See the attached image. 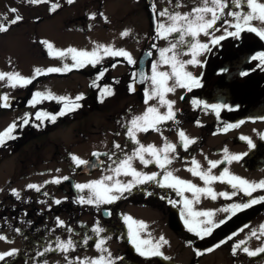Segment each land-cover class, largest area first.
<instances>
[{
	"label": "rangeland",
	"instance_id": "rangeland-1",
	"mask_svg": "<svg viewBox=\"0 0 264 264\" xmlns=\"http://www.w3.org/2000/svg\"><path fill=\"white\" fill-rule=\"evenodd\" d=\"M151 1L152 4L155 3L157 12L168 7L170 10L186 13L190 12L194 6H199V0H180L183 6L178 9L174 7L176 0H172L171 4L168 3V0ZM259 2L264 3V0H259ZM53 4H59V7L55 11H50ZM12 8L17 9V12H11L10 9ZM147 8L146 0H74L71 4L67 3V0H47L46 3L38 4H30L27 0H0V17H7L6 21L0 20V22L7 24L15 15H20L23 18L22 21L12 25L7 32L0 33V71H15L26 78H31L35 68L46 70L49 67H62L63 63H73L72 61L62 60L60 57L59 66L56 65L55 55L62 49L73 47L77 50L89 52L98 49L100 63L96 67L91 64L86 65L87 93L89 92L88 83L98 80L100 71H105L110 62L116 65L108 72V76L97 82V86L102 88L99 93L100 99L97 98L99 104L93 105L88 115H86V127H83L84 133H86V136L83 137L84 140L76 134V130H72V127L76 125H71L68 128H56L53 125L50 127L48 134L37 138L29 137L24 147H19L11 152L0 149V206L5 202H3V199L6 195L5 188L9 187L6 185L8 178L11 182L10 187L18 191H25L26 196H29L31 190L26 187L28 183L46 187V190L51 193V190L56 189V187L52 183L45 182L51 181L50 179L56 176L70 175L75 177L76 183H88L100 179L103 175H114L108 171V166L112 161L109 160L107 155H101L102 165L97 170L88 174L76 175L73 170L74 167H77L73 161L74 167L71 168L66 166L69 161L66 158L63 163L60 162V159L66 153L65 150L71 151L79 159L86 160L94 152L100 154L115 152L117 157H122L123 152L114 149L113 145L115 143H119L124 148V152L130 153L132 148L135 147L125 134V125L134 116L142 115L145 112L148 105L144 103V100L150 81L143 83L142 95L137 92H129L130 83L128 81L131 73L133 75L134 65L128 64L124 57L106 55L99 46H111L114 49L122 48L128 51L132 58L137 61L141 51L147 46L146 43L151 32ZM229 9L239 10L231 4ZM229 9H225V13ZM93 13H96V16L94 19H90L89 17ZM100 13H103V17L99 15ZM210 16L211 14H208L207 18H210ZM104 17H106V20ZM225 18L231 19L227 16ZM160 19L163 20L164 18ZM222 23V21L219 22L216 27H220ZM253 24L262 27L258 21H253ZM126 29L130 30V35L122 37L121 33ZM229 31H232V28ZM214 34L216 36L223 35V28ZM176 35L178 36V34ZM174 38L170 37L169 39L173 40ZM198 39L204 43L209 40L204 35H200ZM253 39L252 32L243 31L237 40L231 36H226L223 41H220L219 45H210L212 48L210 52H205L197 57L202 61L200 65L186 66L187 71L199 77L200 86L193 87L191 91L185 88H177L174 93L166 94V99L175 101L174 112L177 122L169 121L161 124L159 126L160 131L150 129L148 132L137 134V139L145 146L151 144L157 148H162L165 142L176 144L175 155L178 158L168 166L169 170L175 176L191 181L198 187H205L206 185L198 176H193L187 170L193 165L186 162H190L194 157L199 162L201 169L207 170L209 165L205 157L213 161L222 160L225 156V148L228 149L229 155L242 153H247V155L243 156L238 162L231 161L220 165L212 170V174L219 175L221 169L227 167L230 174L238 175L250 182L264 180V158L259 162L255 161L256 158L254 159L259 150V144L263 140L261 136L264 135V121L254 119L264 116V73L261 72V75L253 80V83L261 82V86L258 88H253V85L244 86V94L247 95L244 100L239 99L234 103L231 98L222 101L221 98L213 100L211 96L214 90L213 85L221 75L224 64L226 62L229 64L232 58L234 61L226 68L227 75L236 85L243 81L244 78L240 75L242 68L238 65L240 57L244 55L246 43H250ZM41 41H48L53 45L51 55H49L47 46L42 44ZM155 45L157 47L153 49L149 61L146 62L145 75L147 76L151 75V64L159 60L158 49L168 47L169 40L155 38ZM220 49L222 52H217ZM230 52L234 54L229 56ZM221 57L222 60L219 62ZM190 58L189 55L182 56L183 60ZM222 63L223 67L220 69ZM160 70L171 71L169 66H164ZM66 73L64 72L61 79L53 76V73L40 75L29 84L31 85L30 88H28V85L12 88L5 82H0V93L8 94L9 97L33 96L36 91H50L53 94L58 90L59 84L64 87L71 85L70 87L73 86L74 90L81 89L84 83L82 74L75 73L67 76ZM221 81L223 83L219 80L218 84H220L222 90L227 83H224L225 79ZM121 84L124 85L123 88L119 87ZM236 87L240 89V86ZM105 89L114 90L115 94L107 95ZM193 101L202 103L194 105ZM216 103H227L230 106L238 105L239 107L233 111L221 109L218 117L211 108L204 107V104ZM149 104L157 105V100L153 99L149 101ZM17 106L16 103L10 111L0 107V132L7 129L11 121L18 119ZM159 111L164 113L166 108H159ZM241 121L243 123H240ZM227 124H237L238 126L222 132L221 130L225 129ZM218 128L219 131H217ZM78 129L81 130V128ZM180 130L185 132L187 138L195 141L202 137L201 144L195 146L194 149L192 144L185 151L180 146L178 136ZM241 137L250 139L255 147L250 148L248 139H242ZM55 144L56 146H54ZM263 146L261 144V147ZM115 158L113 157V159ZM254 161L255 163H252ZM133 166L138 171L147 173L160 171L157 166L151 164L145 168L139 160H134ZM116 178L124 182L132 179L131 176L122 174ZM150 185L148 190L152 195L139 192L141 190H138V187H143L144 184L134 188L131 193H125L123 199L112 204L97 207L76 203V208L83 209L86 206V212L80 211L76 218L78 217L80 221L88 226L90 236H93L87 245H83V243L75 244V251L68 253L61 251L44 252L42 255L44 260L41 262L33 261L30 258L27 260L18 258L17 261L6 264H67L65 259L67 255H70L71 258H97L102 253L94 246L98 237L92 229L96 227L105 229V232L100 234L102 237H108L105 247L112 253L113 258H120L115 260V264H157L159 262L164 264H190L193 252L196 249L205 252L199 257L197 264H264V254L251 257L237 249L236 254L233 255V245L239 241L247 240L246 246L250 250L264 246V235H261L260 239H249L253 230H256L257 234L260 235V226L264 225V203H257L248 209L231 215V218L227 219L230 214L218 211L219 209L233 203L247 202L250 198L242 193L231 199L217 195L215 200L201 195L199 203L192 205L193 210L212 211L214 221L218 222L226 219V223L217 227L210 236L200 240L196 239L198 242L194 243L191 232L188 231L181 215L182 205L173 207L166 200L160 198L166 193V196L177 200L175 193L171 189L155 187L154 184ZM63 186L65 187V185ZM208 186L212 187L214 193L217 194L232 191L226 183L220 181H214ZM88 191V189H85L78 195L87 196ZM184 195L189 199L193 198L191 192L186 191ZM62 196L63 193L58 190L55 197ZM259 196H264V190L258 189L253 192V197ZM105 206L114 210L119 209L118 212L123 217L130 216L134 221L143 222L146 227L139 229L141 239H149L152 243H155L160 236H163L168 241L167 244L162 245L163 255L150 258L141 256L130 242L135 254V257H131L132 255L125 251V242L122 241L124 234L128 235V228L125 227L127 223L123 220H115V218H111L112 221H110L101 217L99 208H106ZM175 210L183 229H171L169 215L171 211ZM137 227L138 225H133L134 229ZM117 230H119L118 234ZM4 233L5 231L0 228V234ZM229 236H231V239H228ZM60 239L67 240L68 237L62 235ZM222 241L226 242L220 243ZM218 243L220 246L216 247ZM19 246L20 241L18 239L12 241L0 239V252L17 249ZM207 249L213 250L206 251ZM103 255H107V253H103ZM165 257L170 259H165ZM9 258L6 259L9 260ZM1 264H4V262Z\"/></svg>",
	"mask_w": 264,
	"mask_h": 264
},
{
	"label": "snow or ice",
	"instance_id": "snow-or-ice-1",
	"mask_svg": "<svg viewBox=\"0 0 264 264\" xmlns=\"http://www.w3.org/2000/svg\"><path fill=\"white\" fill-rule=\"evenodd\" d=\"M30 4L46 3L47 0H27ZM74 0H67V3L71 4ZM168 3H172V0H168ZM234 5L238 11H233L229 9V5ZM183 4L180 0H176L174 5L175 8L182 7ZM59 7V4H53L50 11H55ZM153 13V18L155 20V38H162L169 40V46L165 48H159V60L151 64V75L147 76L143 72H135L131 77V82L129 84V92L136 91L135 85L137 83H145L150 81L149 87L146 89V95L144 103L147 106L145 112L142 115H137L131 118L127 125H125V134L127 138L132 142L135 147L132 148L131 152H124V148L119 144L115 143L113 145L114 149H118L123 152L122 157H117L116 153H93V157L96 158V163L89 160L79 159L75 155H71L70 158L74 162L76 167L88 166L96 167L98 163H102L99 160L101 155H107L112 163L108 166V171L114 175H103L100 179L92 180L88 183H76L74 188L78 192H82L88 189L87 196H78L74 202L79 204L95 205L97 207L106 204H112L124 198L125 193H131L132 190L140 185L144 184H154L160 188L171 189L178 200L171 199L168 196H161V199L166 200L173 207L182 205L181 215L184 218V223L187 225L189 232L194 233L197 238L204 239L210 236L213 231L220 225L226 223L225 220H220L218 222L214 221L212 217L214 213L212 211H196L193 210L192 205L194 203H199L200 196L210 197L212 200L217 198V195L224 197L226 199H231L234 196L243 194L250 199L244 203H233L227 207L219 209L230 215L227 219L231 218V215H235L237 212L248 209L257 203H264V196L253 197V192L259 190H264V180L258 182L248 181L245 178H241L238 175L230 174L229 169L224 167L221 169L219 175L212 174V170L218 168L222 164L229 163L231 161H240L243 156L247 153L242 154H228V149H224V159L219 161H213L205 157L209 165L207 170H202L198 161L193 157L190 162L193 165L187 170L192 173L193 176H198L206 185L205 187H198L191 181L181 179L173 174L169 170V165L172 164L173 160L177 159L176 148L177 145L169 142H165L162 148H157L154 145L145 146L137 139V134L140 132H148L150 129L155 131H160V125L166 122L175 120L174 105L175 101L166 99V94L174 93L177 88H185L189 91L193 87L200 86V79L194 76L192 72L186 70L187 65L197 66L202 63L197 57L205 52H210L212 46L219 45L220 41H223L226 36L239 37L241 32L248 31L257 34L260 38L264 39V3L259 2V0H199V6H194L190 12L180 13L179 11L170 10L165 7L162 11L157 12L155 8V3L149 5ZM225 9H229L225 13ZM11 12L16 13L17 9H10ZM211 14L210 18L207 15ZM103 17V13L99 14ZM96 13L91 14L90 19H94ZM225 16L231 19H226ZM160 18H164L161 20ZM22 16L15 15L14 18L7 24L0 22V33L7 32L9 28L22 21ZM106 20V17H104ZM0 20H7L6 16L0 17ZM223 22L220 27H216L219 22ZM253 21H258L262 27H257L253 24ZM223 28V35L216 36L214 33L219 32ZM235 29L234 31H229V29ZM178 34V36L176 35ZM122 37H127L130 35V30H124L121 33ZM204 35L209 38L207 43L201 42L198 37ZM170 37H175L170 40ZM42 44L47 46L49 50V55H51V50L53 45L48 41H41ZM153 48L157 46L152 45ZM103 49L106 55L112 57H124L127 63L130 65H135L137 62L132 58L131 54L124 49H114L111 46H99ZM151 55V53H149ZM58 55L67 60L71 58L72 64L63 63L62 67H49L46 70L41 68H35L33 76L31 78H26L22 76L19 72L10 71L2 72L0 71V82H5L12 88L17 86H27L36 80L40 75H46L51 73H61L65 71H70L72 68L84 67L91 64L96 67L100 63V58L98 57V49H93L91 52L86 50H77L76 48L69 47L67 50L59 51ZM189 55L191 58L188 60H183L182 56ZM251 60L258 61L261 66H264V52L251 57ZM116 65L114 64L113 67ZM164 66H169L171 71H161L160 69ZM106 71V70H105ZM105 71L99 72V77L105 75ZM249 72H241V76L248 75ZM98 77V79H99ZM171 81V83H169ZM107 95H114V90L105 89ZM103 95V93H102ZM83 95H77L74 99H70L65 96H55L50 91H36L31 99L28 101L30 105L35 107V105L41 103L45 100H56L57 102H63V107L56 113L51 114L46 111L37 112L35 114V120L40 121V124H33L35 127H42L45 120L50 123H55L58 118L63 117L72 111H75L82 107L79 103L83 99ZM157 100V105H150L149 101ZM183 99V97H181ZM101 102H103L101 100ZM202 102L193 101L194 105H199ZM0 107L9 108L11 107V99L8 94L0 93ZM205 108H211L216 115L219 117L220 110L233 111L238 109L237 106H230L227 103H216V104H204ZM159 108H166V112L161 113ZM254 119H259L264 121V116H259ZM198 123V122H197ZM240 123H243L241 121ZM30 120L26 114L24 118L19 121H14L8 126L3 132H0V147L4 146L8 140L16 139L17 129H22L24 126H29ZM237 124H227L225 126V131L230 128L237 127ZM215 134V133H214ZM180 146L184 148L185 151L188 150L189 146L195 143V140L186 137L185 132L178 131ZM242 139H248L241 137ZM264 139V135L261 136ZM248 144L250 148H254L253 142L248 139ZM113 157H116L113 159ZM139 160V162L146 168L150 164L157 166L160 171L147 173L144 171H138L133 166V161ZM59 171V170H57ZM131 176L132 179L127 182L117 179L119 175ZM63 181H68L69 177L64 176L61 178H54L51 181H46L45 183H55L60 184ZM214 181H220L226 183L228 187L232 190L231 192L224 191L214 193L211 185ZM28 189H35L40 191V187L35 184H28L26 186ZM191 192L193 198H187L184 193ZM12 194L20 198L19 192L16 189H12ZM48 195V193H44ZM147 195H152L151 192H147ZM65 200L67 197L64 198ZM53 202L56 205H60L63 201L60 199H54ZM124 221L127 223L128 235L130 242L134 245L135 250L139 255L144 257H159L163 253L161 251L162 245L167 244L168 241L160 236L155 243H152L149 239H141L139 234L140 228H145L143 222L134 221L130 216H124ZM58 226H64V222L57 217ZM133 225H138L137 228H133ZM247 227V226H245ZM69 232L72 230L67 229ZM19 231V229H16ZM92 231L97 235L98 239L95 242V248L102 253L97 258H84L79 257L70 258L65 256L67 264H115V260L120 259L119 257L113 258L112 253L105 247L106 240L108 237H102L100 234L105 232L103 227H96ZM264 235V225L260 226V235L257 234L256 230H253L249 236V239L256 238L260 239V236ZM0 239L7 241L6 236H0ZM91 237L86 236L82 243L87 244ZM231 239V236L228 237ZM222 241L220 243H224ZM248 241H239L233 245V255L236 254L237 249L243 251L248 256L255 257L259 254H264V246L258 247L255 250H250L246 245ZM218 243L216 247H219ZM76 245L71 238L66 241H62L57 238L56 247L53 249L48 246L44 249L47 251H61L68 253L70 251H75ZM213 249H207L206 251H212ZM18 253L17 249H11L9 251L0 252V262H4L6 258L13 257ZM107 253V255H103ZM44 253H40L43 255ZM203 254L197 251V255ZM165 259H170L165 257Z\"/></svg>",
	"mask_w": 264,
	"mask_h": 264
},
{
	"label": "flooded vegetation",
	"instance_id": "flooded-vegetation-1",
	"mask_svg": "<svg viewBox=\"0 0 264 264\" xmlns=\"http://www.w3.org/2000/svg\"><path fill=\"white\" fill-rule=\"evenodd\" d=\"M147 7H148L147 9H149V6ZM234 30L235 29H232V31ZM252 35L254 36V39L250 43L249 42L246 43L247 45L245 48L244 55L240 57V63H239L240 66L238 65V67L242 68L241 72L247 71L249 72V74L246 76H242L244 78L243 81H240V83L236 85L235 82L231 80L230 77H228L226 72L227 65L233 62L234 59L232 58L231 59L232 61L229 64L226 62L224 64V67L222 63L220 67V69L223 67L222 73L221 75H219L217 81L213 85L214 90L211 94L213 100H215L216 98L217 99L221 98L223 101L231 98L233 100L232 102L235 103V101L239 99L240 100L246 99L247 95L244 94V86L253 85V88L255 89L261 86L260 81L257 83H253V80L256 79L255 77L260 76L261 72L264 73V66H261L258 61H254V60H252L251 63V57L261 52H264V39L260 38L255 33H252ZM238 38H240V36L234 39L237 40ZM151 42L152 41L149 39L147 40L146 44L148 43L150 44ZM67 49H62L61 51ZM217 52H222V50L220 49ZM233 54H234L233 52H230V55L229 54L228 55L232 56ZM55 56H56L55 57L56 65L59 66L58 64L60 63L61 58L58 54H56ZM67 60L72 61L71 58H68ZM221 60L222 57L219 59V62ZM71 64L72 63H70L69 65ZM65 73L67 76L69 74H75V73L82 74L84 78V83L82 88L81 89L78 88L74 90L73 86L70 87L71 85H69L68 87H64L63 85L59 84L58 90H56L53 93V95L65 96L70 99H74L75 96L82 94L84 98L81 101H79L82 107H80L75 111H72L71 113L63 117L58 118L55 123H50L47 120H45L42 127H35L32 125L40 124V121L35 120V114L38 111L39 112L46 111L51 114H56L63 107V102H57L56 100H45L35 105V107H33L28 103V101L32 97L31 95L10 97L11 107L9 108L1 107V108L10 111L13 108L12 106L17 103L18 106L16 108V113L18 114V119L14 121L21 120L27 114L30 120V124L29 126H24L22 129H17L16 133H14L17 136V138L8 140L4 146L0 147V149H6L9 152H11L12 150H15L19 147L20 148L24 147L28 142L29 137L32 136L37 138L46 135L50 132L49 131L51 129L50 127H52L53 125L56 128H60V127L68 128L71 125H76L75 127H72V130L73 131L76 130V134L80 135L81 138L86 136V133H84V128H83L86 127V115H88L91 107L96 104L95 96L94 94H92L93 91L91 87V82L88 83L89 92L86 93V66L79 68H72V70L65 71ZM63 74L64 72L53 73V76L61 79L63 77L62 76ZM108 74L109 73L105 72V75L103 77L108 76ZM103 77H99V79L96 80L95 83L99 82ZM224 79H225L224 83H227V85H225L223 88L225 89V91H223V89L221 90L220 84H218L219 80L221 83H223L221 80ZM236 86H240V89L237 88ZM30 87L31 85H28V88ZM14 121H11L10 125ZM78 128H81V130H79ZM84 139L85 138H83V140ZM261 144L264 145V139L260 142L259 150L257 154L254 156V159L256 158L255 160L256 162H259L264 158V146L261 147ZM54 146H56V144ZM65 152L66 153L62 157V159H60V162L63 163L64 159L66 158L67 160H69L67 164L65 163L66 166L70 168L74 167L72 164V159L70 158V156L73 154L71 153V151L69 152L65 150ZM257 155L258 157H256ZM100 157L102 158V156ZM255 161L252 163H255ZM78 169L79 167L77 168L74 167L73 171L74 173H76V175L86 174V173H78L77 172ZM65 176H68L69 180L68 181L62 180L60 184L52 183L56 187V189L51 190V193H49L46 190V187L43 186H39L41 189L39 192L36 191L35 189H30L31 194L29 196H26V193H24L25 191L23 192L17 190L20 195L19 199H17V197L12 194V189L14 188L10 187L11 182H10V178H8L9 180L7 181L6 185L9 187L5 188L6 195L3 199V202L4 201L5 202L0 206V212L4 216L3 222H1L0 224V228H2L5 231V233L0 234V236H6L7 241H12L14 239H18V241H20V246L19 248H17L18 253L15 256L10 257L8 262L12 263L14 261H17L18 258L24 260L30 258L33 261L41 262L44 259L42 258V255H40V253H44L45 252L44 249L48 246L55 248L57 238L60 239L62 235L67 236L68 239L71 238L75 244L82 243V241L86 236L93 238V236H90L91 233H89L88 231V226L84 224L82 221H80L78 217L76 218V216L79 215L80 211L86 212V206L83 209L75 207L76 202L74 201L79 196L78 194L80 193L74 188V185L76 184L77 181L75 180L74 176L73 177L70 175H65ZM57 177L62 179V176H56L50 180H53L54 178ZM63 185H65V187ZM150 186H151L150 184H145V186L143 187H138V190H141L139 191L141 194H147V192H149L148 188H150ZM154 186L157 187L156 185ZM58 190L61 193H63L62 197H55L56 193H58ZM44 193H48V195L46 196L44 195ZM163 195L166 196V193ZM65 197H67L66 200L64 199ZM54 199H60L63 202L60 205H56L53 202ZM106 208L108 209L109 212V217L107 219L112 221L111 218H115V220L124 221L122 214L118 212L119 209L114 210L111 209L110 207H106ZM100 210L101 208H99V214H100ZM57 217L64 222V226H58ZM125 227L126 229L128 228L127 225H125ZM68 228H70L72 231L69 232L67 230ZM16 229H19V231H16ZM117 231L118 234L119 230ZM123 240L125 242V251L129 255H132L131 257H135V254L131 248L132 246L130 245L129 235L124 234V239H122V241ZM62 241H66V240H62ZM67 256L71 258L70 255Z\"/></svg>",
	"mask_w": 264,
	"mask_h": 264
},
{
	"label": "water",
	"instance_id": "water-1",
	"mask_svg": "<svg viewBox=\"0 0 264 264\" xmlns=\"http://www.w3.org/2000/svg\"><path fill=\"white\" fill-rule=\"evenodd\" d=\"M146 4L147 5H150L151 4V0H146ZM148 19H149V24H150V27H151V31H152V35H155V31H154V28H155V20L153 18V13L151 11V9L149 8L148 9ZM153 43L151 44H148L146 46V49H144L138 59H137V63L134 65V73L135 72H143L145 73V68H146V62L150 59L151 55L149 53H151V49H153L152 47ZM143 84L141 83H137L135 85L136 87V92H138L139 94H142V87ZM89 161H92L93 163H96V158L93 157V155L87 159ZM99 160L102 162V159L99 157ZM101 163H98L96 165V167H88V166H81L79 167V169L77 170L78 173H90L94 170H96L98 167H100ZM100 215L101 217H103L104 219H107L109 217V212H108V209L107 208H101L100 210ZM169 219H170V223H171V229H180L181 228V223L178 219V215H177V212L176 211H172L169 215Z\"/></svg>",
	"mask_w": 264,
	"mask_h": 264
},
{
	"label": "trees",
	"instance_id": "trees-1",
	"mask_svg": "<svg viewBox=\"0 0 264 264\" xmlns=\"http://www.w3.org/2000/svg\"><path fill=\"white\" fill-rule=\"evenodd\" d=\"M117 61V60H116ZM113 65H114V63L113 62H110L108 65H107V68H106V72L108 73L110 70H111V68L113 67ZM131 77H132V73H131ZM131 77H130V80L128 81L129 83L131 82ZM123 84H121L119 87H121V88H123ZM91 87H92V94H94V96H95V99H96V104L98 105L99 104V99H100V96H99V93H100V91L102 90V88L100 87V86H97V82L95 83V82H92L91 83ZM126 87H127V85H126ZM97 98H99V99H97ZM220 129L218 128L217 129V131H219ZM222 132H225V130L223 129V130H221ZM204 133V132H203ZM202 137H199L196 141H195V143L193 144V149H194V147L195 146H199L200 144H201V142H202ZM175 197H176V195H175ZM178 198V197H177ZM179 199V198H178ZM3 218H4V216H3V214L0 212V223L1 222H3ZM191 234V237L193 238V239H198L195 235H194V233H190ZM201 255H197V251H195L194 252V254L192 255V260H191V263L190 264H197L198 263V259H199V257H200ZM2 262H0V264H1ZM6 263H8V260L6 259L5 261H4V264H6ZM157 264H164V263H157Z\"/></svg>",
	"mask_w": 264,
	"mask_h": 264
}]
</instances>
